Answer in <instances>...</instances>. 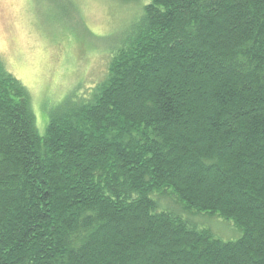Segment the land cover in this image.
Segmentation results:
<instances>
[{
	"label": "trees",
	"instance_id": "trees-1",
	"mask_svg": "<svg viewBox=\"0 0 264 264\" xmlns=\"http://www.w3.org/2000/svg\"><path fill=\"white\" fill-rule=\"evenodd\" d=\"M146 1L43 136L0 60V264H264V0Z\"/></svg>",
	"mask_w": 264,
	"mask_h": 264
},
{
	"label": "rangeland",
	"instance_id": "rangeland-1",
	"mask_svg": "<svg viewBox=\"0 0 264 264\" xmlns=\"http://www.w3.org/2000/svg\"><path fill=\"white\" fill-rule=\"evenodd\" d=\"M147 4L0 0V60L28 91L40 136L66 97L85 95L106 77L112 55L133 36ZM188 219L223 242L241 237L232 222L217 216L200 213Z\"/></svg>",
	"mask_w": 264,
	"mask_h": 264
}]
</instances>
